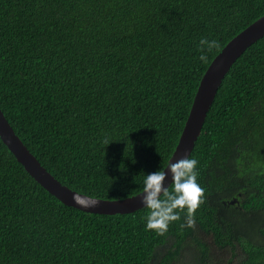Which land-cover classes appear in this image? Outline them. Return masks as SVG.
<instances>
[{"label":"trees","instance_id":"1","mask_svg":"<svg viewBox=\"0 0 264 264\" xmlns=\"http://www.w3.org/2000/svg\"><path fill=\"white\" fill-rule=\"evenodd\" d=\"M263 16L264 0H0V106L64 186L133 197L167 166L213 60ZM202 38L219 42L206 63ZM191 157L195 225L185 210L161 235L146 208L66 206L0 137V264H177L187 248L198 264H264V37L226 76Z\"/></svg>","mask_w":264,"mask_h":264},{"label":"water","instance_id":"2","mask_svg":"<svg viewBox=\"0 0 264 264\" xmlns=\"http://www.w3.org/2000/svg\"><path fill=\"white\" fill-rule=\"evenodd\" d=\"M263 37L264 16L233 38L213 60L201 81L179 143L168 164L171 161L174 163L181 158L191 156L226 76L237 60ZM0 137L36 182L66 206L101 215L129 214L145 208L142 192L126 199L104 200L80 194L64 186L43 167L37 157L20 139L6 118L1 106ZM171 183L172 178L169 169L165 187L170 186ZM74 196H79V203L76 202Z\"/></svg>","mask_w":264,"mask_h":264},{"label":"clouds","instance_id":"3","mask_svg":"<svg viewBox=\"0 0 264 264\" xmlns=\"http://www.w3.org/2000/svg\"><path fill=\"white\" fill-rule=\"evenodd\" d=\"M201 62L208 60L207 53L219 47L217 40L202 38L198 45ZM199 161L191 156L170 162L167 167L152 173H147L143 178V203L148 210L146 228L164 234L170 224L180 219V213L187 211L186 226L195 225V212L203 202L205 189L198 181ZM170 169L172 183L165 187V181ZM80 202L79 196H74ZM185 226V225H182Z\"/></svg>","mask_w":264,"mask_h":264},{"label":"rangeland","instance_id":"4","mask_svg":"<svg viewBox=\"0 0 264 264\" xmlns=\"http://www.w3.org/2000/svg\"><path fill=\"white\" fill-rule=\"evenodd\" d=\"M206 244L207 245H213V241L211 239H207L206 240ZM198 252L197 248H187L185 249L183 256L177 261V264H198V261H195V259L192 256H188L185 258V255L187 254V252ZM213 254H215L216 256H219V258H223L224 259V254H220L218 252V250H214Z\"/></svg>","mask_w":264,"mask_h":264}]
</instances>
